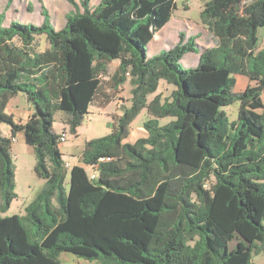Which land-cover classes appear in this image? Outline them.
Returning <instances> with one entry per match:
<instances>
[{
    "label": "trees",
    "instance_id": "16d2710c",
    "mask_svg": "<svg viewBox=\"0 0 264 264\" xmlns=\"http://www.w3.org/2000/svg\"><path fill=\"white\" fill-rule=\"evenodd\" d=\"M68 1L74 10L59 30L43 7L40 25H4L0 14V124L11 133L0 131V213L16 198V135L44 180L24 216H0V264H60L61 253L96 264H254L264 253V49H256L264 0H203L200 23L219 46L200 52L197 36L179 33L151 57L147 45L174 0ZM41 35L48 48L39 51ZM188 53L199 54L197 67L182 65ZM237 76L248 82L234 93ZM127 80L130 105L108 135L85 141L78 161L91 171L71 167L66 190L54 113H66L76 135L89 107H105L107 91ZM160 80L175 89L148 102ZM19 94L32 109L24 123L5 113ZM235 101L229 121L221 108ZM144 109L147 136L123 142Z\"/></svg>",
    "mask_w": 264,
    "mask_h": 264
},
{
    "label": "rangeland",
    "instance_id": "374dc122",
    "mask_svg": "<svg viewBox=\"0 0 264 264\" xmlns=\"http://www.w3.org/2000/svg\"><path fill=\"white\" fill-rule=\"evenodd\" d=\"M79 0H75L77 4ZM100 0H92V7H96ZM175 9L169 22L155 34L153 40L147 45L148 57L158 54L162 50H168L179 41V33H184L185 37L197 36L196 44L200 52L206 49L217 48L219 39L206 31L200 23V13L203 9V0H174ZM44 8L49 17L50 22L56 30L64 27L66 22V14L74 10L68 0H0V14H4V25H8L10 21L17 20L25 24L40 25L43 21L41 8ZM257 46L256 49H264V27L257 30ZM39 51L48 48L46 36L41 35L36 39ZM199 63L198 53H188L182 59V65L185 68H195ZM114 72V66L108 68V74ZM247 79L243 76L236 77V84L233 92L239 93L243 91L247 85ZM110 84H107V86ZM253 85V84H251ZM110 88L106 87V90ZM120 92L108 90L111 101L101 109L96 106V102L92 104L88 113L83 116L81 125L77 129V134L70 133L68 126L65 124L67 114L56 111L53 116L52 129L57 135L65 134V141L59 143L62 159L67 166V173L64 182L66 190L69 187V171L71 167L78 165L84 167L86 172L90 173L91 169L78 161L79 152L83 148L85 141L100 138L108 135L112 130V116L118 117L122 113L124 107L130 105L131 85L127 80L120 88ZM174 86L160 80L155 93L147 96V101H151L156 95L160 94L162 98H168L174 90ZM101 98L99 97V100ZM17 106V108H16ZM239 102L235 101L229 106L221 108L227 115L229 121H234L238 117ZM28 103L21 95L14 98L8 105L5 113L13 114L16 122L24 123L28 117ZM149 118L146 109L142 110L129 127L127 136L123 142L132 144L139 138L147 136V132L143 128V124ZM21 119V121H19ZM171 118L160 120V125L168 123ZM1 134L7 135L11 139L10 127L6 124H0ZM17 141L12 143L11 157L14 165V193L16 198L10 204L9 209L0 213L1 217H10L13 215L24 216L25 207L34 199L44 185V180L39 178L35 171V155L33 149L25 144L22 134L16 135ZM1 200V198H0ZM28 230L31 229L29 223H24ZM60 264H96V261L81 259L70 253H61L58 257ZM252 262L254 264H264V253L259 255L253 254Z\"/></svg>",
    "mask_w": 264,
    "mask_h": 264
},
{
    "label": "crops",
    "instance_id": "0c3cea01",
    "mask_svg": "<svg viewBox=\"0 0 264 264\" xmlns=\"http://www.w3.org/2000/svg\"><path fill=\"white\" fill-rule=\"evenodd\" d=\"M207 31V30H206ZM208 32V31H207ZM111 66H114V71H115V69L117 68V66H118V62H112L111 64H109V67H111ZM108 67V68H109ZM20 95V94H19ZM19 95H17V96H19ZM17 96H15L14 98H16ZM22 96V95H21ZM23 97V96H22ZM14 98H12L10 101H9V103H8V105L14 100ZM24 98V97H23ZM25 99V98H24ZM8 105H7V107H8ZM98 103H97V107H98ZM28 106H29V104H28ZM16 108H17V106H16ZM99 108H101V109H105V107H102V106H100ZM7 109V108H6ZM32 113V109H31V107L29 106V109H28V116L30 115ZM11 114V113H10ZM13 115V114H12ZM121 115V114H120ZM120 115H118V116H120ZM14 116V115H13ZM113 117H116L115 115H113L112 116V118ZM28 118V117H27ZM19 121H21V119L19 120ZM3 135V134H2ZM4 137H8L7 135H3ZM22 139H23V136H22ZM17 141V140H16ZM11 146H12V144H11ZM59 149H60V145H59ZM83 149V148H82ZM82 149L80 150V154H81V152H82ZM10 151H11V149H10ZM79 154V155H80Z\"/></svg>",
    "mask_w": 264,
    "mask_h": 264
},
{
    "label": "built area",
    "instance_id": "2783aa9c",
    "mask_svg": "<svg viewBox=\"0 0 264 264\" xmlns=\"http://www.w3.org/2000/svg\"><path fill=\"white\" fill-rule=\"evenodd\" d=\"M64 141H65V134L62 133V134L60 135V137H59V143H63ZM15 142H16V139H15V138L12 139V143H15ZM67 166H69V164H67L66 167H67ZM90 177L93 178V177H94V174H91Z\"/></svg>",
    "mask_w": 264,
    "mask_h": 264
}]
</instances>
